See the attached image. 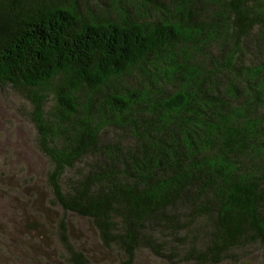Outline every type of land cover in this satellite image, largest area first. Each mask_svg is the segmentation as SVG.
<instances>
[{
    "label": "trees",
    "instance_id": "obj_1",
    "mask_svg": "<svg viewBox=\"0 0 264 264\" xmlns=\"http://www.w3.org/2000/svg\"><path fill=\"white\" fill-rule=\"evenodd\" d=\"M123 1L0 0V87L31 105L54 202L128 263L264 249V0Z\"/></svg>",
    "mask_w": 264,
    "mask_h": 264
},
{
    "label": "rangeland",
    "instance_id": "obj_2",
    "mask_svg": "<svg viewBox=\"0 0 264 264\" xmlns=\"http://www.w3.org/2000/svg\"><path fill=\"white\" fill-rule=\"evenodd\" d=\"M77 1L89 9H107L111 0ZM158 1L164 7L171 4V0ZM123 5L143 21L157 14L134 0ZM52 104L49 96L45 108ZM30 115L31 105L21 90L0 87V264H73L60 239L63 231L89 264H187L173 257L161 260L145 251L128 263L102 246L87 219L56 205L47 183L51 164L37 148ZM106 135L114 133L106 131ZM221 264H264V249L258 244L248 246Z\"/></svg>",
    "mask_w": 264,
    "mask_h": 264
}]
</instances>
